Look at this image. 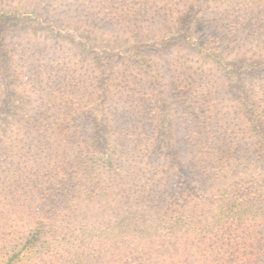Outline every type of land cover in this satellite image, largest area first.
<instances>
[{
    "label": "trees",
    "instance_id": "1",
    "mask_svg": "<svg viewBox=\"0 0 264 264\" xmlns=\"http://www.w3.org/2000/svg\"><path fill=\"white\" fill-rule=\"evenodd\" d=\"M195 1L110 3L121 22L173 15L165 35L200 65L180 55L164 71L142 54L115 70L95 51L100 75L80 57L36 85L11 60L20 105L0 113V264H264V79L236 97L215 71L238 84L264 68V0L217 2L245 65L218 39H192ZM17 19L0 8V27Z\"/></svg>",
    "mask_w": 264,
    "mask_h": 264
},
{
    "label": "rangeland",
    "instance_id": "2",
    "mask_svg": "<svg viewBox=\"0 0 264 264\" xmlns=\"http://www.w3.org/2000/svg\"><path fill=\"white\" fill-rule=\"evenodd\" d=\"M110 1L114 3V0H5L0 4V8L8 13H16L18 17L0 27V73H3L0 75V87L5 85V91L0 92L3 102L1 115L17 112L20 105L17 91L14 90L15 85L19 84L13 77L11 60L23 66L25 79H31V84L36 85L48 82L43 71H50L59 64L65 67L73 65L72 61H79L80 57L91 75H100L99 65L92 54L95 51H109L115 67H118L115 70L122 66L121 63H130L136 58L132 55L142 54L147 55H144L146 58H156L164 71L171 69L180 55L195 57L192 59L198 61L197 65L204 62L197 54H190L188 49L176 45V41H171L165 35L175 25L173 15H143L136 19L138 23L128 22L129 19L121 22L124 15L114 11ZM218 1L196 0L187 10L185 20L191 29L192 39L200 43L218 39V46L227 60H239L245 65L251 54L246 55L237 48L229 37L224 36V28L217 26ZM100 10H103V14H100ZM159 35L165 39L164 46L148 52ZM215 71L217 77L224 80L220 85L224 87L226 84L233 89L230 95L236 97L249 95L253 84L264 79V68H259L252 76L243 73L238 84L227 79L221 69L215 68ZM224 91L227 92V89L224 88ZM94 115L95 118L102 116L100 113ZM95 121L98 130L102 122L101 119Z\"/></svg>",
    "mask_w": 264,
    "mask_h": 264
}]
</instances>
